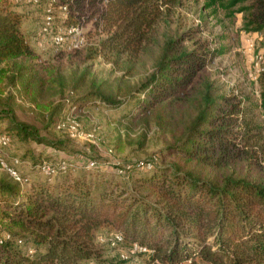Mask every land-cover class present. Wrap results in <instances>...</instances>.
Listing matches in <instances>:
<instances>
[{"label":"trees","instance_id":"trees-1","mask_svg":"<svg viewBox=\"0 0 264 264\" xmlns=\"http://www.w3.org/2000/svg\"><path fill=\"white\" fill-rule=\"evenodd\" d=\"M57 1L63 25L78 23L88 12L97 15V25L106 35L91 49L90 57H97L135 56L152 40L162 5L180 0ZM200 1L213 12L223 10L230 16L245 12L248 31L264 29V0L249 5H242L247 0ZM21 22L10 0H0V64L36 58ZM189 34L187 29L167 36L154 71L125 97L107 92L106 81H93L89 90L67 99L51 122L57 130L70 107L97 101L118 107L126 98L147 113L172 105L192 110L184 136L171 146L179 162L159 168L154 160L116 165L123 174L135 167L147 170L140 186L150 189L154 199L129 192L111 177L93 175L95 160L89 166L79 165L73 157L40 159L38 170L46 165L55 168L56 175L64 174L63 182L53 186L30 182L26 190L27 178L0 176V264H120L93 243L99 227L110 228L130 246L145 248L132 264L193 263L195 258L210 264H264V176L258 181L233 175L217 179L204 172L229 163L264 125V59L257 98L240 97L200 73L209 58L225 50L206 45L190 49L184 44L192 37ZM8 73L7 67H0V84ZM4 104L9 106V100ZM7 106L0 107V121L21 141L33 140L53 150L66 148L64 140H49L38 128L18 121ZM257 108L261 124L247 117ZM73 169L83 170L71 176Z\"/></svg>","mask_w":264,"mask_h":264},{"label":"rangeland","instance_id":"rangeland-1","mask_svg":"<svg viewBox=\"0 0 264 264\" xmlns=\"http://www.w3.org/2000/svg\"><path fill=\"white\" fill-rule=\"evenodd\" d=\"M255 1L247 0L242 5ZM10 2L11 9L22 16L21 27L36 58L23 57L15 63L0 64L9 71L0 84V107L7 106L4 103L8 99L7 107L18 121L38 128L49 140L62 139L67 143L65 149L53 150L33 140L21 141L14 132L5 129L4 121H0V134H3L0 139L6 141L0 144V159L6 166L0 164V176H11L6 168L13 169L18 177L28 179L23 184L26 190L30 189V182L53 186L64 180V174L56 175V169L48 165L39 171L36 165L40 159L54 162L59 157H73L79 165L91 166V160H95L96 167L90 170L93 175L111 177L129 192L147 196L150 201L154 199L155 194L150 189L140 186V178L148 174L147 170L135 167L130 174H123L116 165L154 160L159 168L179 162V155L171 146L184 136L187 115L192 110L185 109V105H172L147 113L134 99L127 102L130 98H126L118 107L98 101L70 107L69 111L66 109L64 125L57 130L51 122L60 109L65 108L67 99L89 90L93 81H106V91L118 98L125 97L128 90L138 88L154 71L164 40L177 30H190L192 37L184 42L190 49L206 45L225 50L223 54L209 58L201 74L214 80L223 91L234 90L240 97L257 98V77L264 59V29L246 30L245 12L232 16L223 10L213 12L205 9L200 0L169 2L160 8L152 40L135 56L120 53L90 57L91 49L106 36L97 25L96 14L88 12L79 17L76 24L82 28L83 41L78 47L68 42L57 46L53 43V35L62 32L66 26L62 23L64 13L57 0ZM247 117L253 124H261L260 109ZM72 124L75 129L71 128ZM256 131L255 138L243 144V149L229 163L218 169L207 168L204 172L217 179L233 175L258 181L264 176V125ZM49 151L53 154L46 155ZM81 170L73 169L71 176ZM92 240L104 249L106 258L120 264H132L134 259L139 261L138 253L145 251L141 246H130L119 235L114 236L108 227L96 229ZM182 264L210 263L195 258L193 263Z\"/></svg>","mask_w":264,"mask_h":264},{"label":"built area","instance_id":"built-area-1","mask_svg":"<svg viewBox=\"0 0 264 264\" xmlns=\"http://www.w3.org/2000/svg\"><path fill=\"white\" fill-rule=\"evenodd\" d=\"M83 41V34H82V28L78 24H71L64 27V30L61 32H56L53 35V43L57 46L62 45L65 42H68L73 47H78L81 42ZM71 128L75 129V125H71ZM5 139H0V144H5ZM0 164L3 167H6L4 162L0 159ZM91 165L93 163H90ZM47 168H49L47 166ZM8 173L13 176L14 178L18 179V176L16 175V172L11 168H6Z\"/></svg>","mask_w":264,"mask_h":264}]
</instances>
